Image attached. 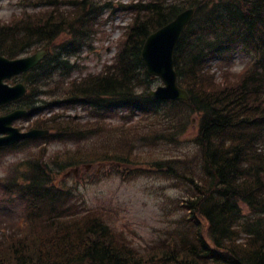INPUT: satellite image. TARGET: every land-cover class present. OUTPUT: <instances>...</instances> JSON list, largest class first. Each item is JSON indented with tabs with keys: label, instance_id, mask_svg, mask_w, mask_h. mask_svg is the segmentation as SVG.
I'll return each mask as SVG.
<instances>
[{
	"label": "trees",
	"instance_id": "16d2710c",
	"mask_svg": "<svg viewBox=\"0 0 264 264\" xmlns=\"http://www.w3.org/2000/svg\"><path fill=\"white\" fill-rule=\"evenodd\" d=\"M63 3H54L47 17L0 25V54L14 57L30 46L55 41L64 32L72 33L70 48L87 46L91 34L87 17L90 14L91 22L95 4ZM188 7H194L195 14L176 48L175 67L190 99L155 100L146 89L158 79L147 74L141 49L151 32ZM129 8L134 17L112 65L79 79L71 77L73 65H69L64 70L68 77L64 97L59 99L44 86L67 61L48 58L27 78L30 94L23 104L42 110L32 95L49 93L54 98L51 109L83 104L100 120L119 108L142 111L152 119L149 129L139 122L135 133L121 131L119 136L94 121L79 122L63 114L41 120L39 125L45 122L41 128H53L52 136L61 139L105 136L102 144L107 148L100 149L101 156L76 155V163H128L137 143L153 140L152 147L178 143L196 115L195 152L158 162L164 174L180 182L186 179L181 225L155 247L139 251L103 211L87 210L72 191L55 182L54 174H48L52 168L38 157L29 162L30 173L19 183L28 216L22 227L0 233V264H264V0H138ZM239 48L253 54L249 70L254 72L235 89L217 88L208 70L210 62L227 60ZM186 113L187 125L180 117ZM129 117L127 121H133ZM108 148L115 152L108 153ZM73 163L66 159L63 165Z\"/></svg>",
	"mask_w": 264,
	"mask_h": 264
},
{
	"label": "rangeland",
	"instance_id": "374dc122",
	"mask_svg": "<svg viewBox=\"0 0 264 264\" xmlns=\"http://www.w3.org/2000/svg\"><path fill=\"white\" fill-rule=\"evenodd\" d=\"M68 1L58 0V3ZM91 1L95 4V11L98 13L91 24L93 35L88 40L90 46L70 58L73 64L72 78L97 74L112 62L116 51L123 44L125 28L131 24L134 17L129 6L138 2V0ZM52 9L53 6L46 0H0V24L13 20L16 22L22 17L49 15ZM71 37L70 34L64 33L55 43L68 42ZM234 56L227 57V60L217 59L210 62L208 70L217 88L235 89L246 75L254 72V69L251 72L248 70L252 64V53L239 48ZM67 81L68 77L63 70H60L51 76L45 86L51 94L59 97L62 96L61 92L65 90ZM157 84L152 82L147 89ZM261 98L264 102V97ZM4 112L0 109V114ZM55 112L64 116L77 115L79 122L94 121L93 124L99 128L105 126L112 129L113 136H119L121 131L135 133L139 130L138 122L143 123L140 127L149 129L152 120L148 117L138 121L145 114H131L130 111L126 113V110H116L115 116H106L100 120L86 113L81 106L62 107ZM130 114L134 119L132 122L127 121ZM48 116L49 114L46 113L34 117L33 122ZM186 116L187 113L180 116L183 123ZM191 119L192 124L189 125L187 132L184 128L178 143L160 142L154 147L151 145L153 140L137 143L130 149L128 163L108 160L87 161L75 167L77 164L73 158L76 155L82 157L88 155L93 158L102 155L100 149L107 148L102 144L105 136L78 141L51 136L48 139L34 140L17 149L0 151V181H2L0 182V231L2 229L9 233L10 229L23 224L28 216L29 208H26L25 201L19 197L21 196L19 183L25 180L23 177L25 173H30L29 162L40 157L52 168L53 171H49L48 174H54L55 182L72 191L87 210L103 211L105 218L137 250L144 251L155 247L167 232L176 230L181 225V220L185 216V210L180 203L187 195L186 179L180 182L175 176L164 174L158 168V162L174 157L191 156L195 152L196 147L193 148L192 138L198 130L197 116L193 115ZM189 122L190 120L186 119L185 125ZM27 124L28 121L23 120L16 122V125L22 128ZM152 128L156 126L153 125ZM114 139L116 140V137ZM106 151L115 152L113 148H108ZM124 151L125 148L120 149L119 153L122 154ZM66 159L74 163L69 166L63 165Z\"/></svg>",
	"mask_w": 264,
	"mask_h": 264
},
{
	"label": "water",
	"instance_id": "95a60500",
	"mask_svg": "<svg viewBox=\"0 0 264 264\" xmlns=\"http://www.w3.org/2000/svg\"><path fill=\"white\" fill-rule=\"evenodd\" d=\"M193 13V8L179 13L170 23L150 34L142 48L141 56L148 73L160 76L165 83V85L158 86L156 90L150 91V95L157 99H189L188 91L181 88L177 81L174 52L185 28L193 18ZM46 53V50L39 51L31 56L18 59L0 56V103L16 99L26 91L21 83L11 87L4 84L3 80L33 67ZM25 113V110H16L8 115L0 116V134L8 133L7 136H0V146L48 132V130L40 129L20 132L18 128L13 127V121Z\"/></svg>",
	"mask_w": 264,
	"mask_h": 264
},
{
	"label": "bare ground",
	"instance_id": "6f19581e",
	"mask_svg": "<svg viewBox=\"0 0 264 264\" xmlns=\"http://www.w3.org/2000/svg\"><path fill=\"white\" fill-rule=\"evenodd\" d=\"M97 14H98L97 12H94V14H93V16L91 18V22H90V14H89L88 17H87V21L92 24V20L94 19V17H96ZM93 24H94V22H93Z\"/></svg>",
	"mask_w": 264,
	"mask_h": 264
}]
</instances>
